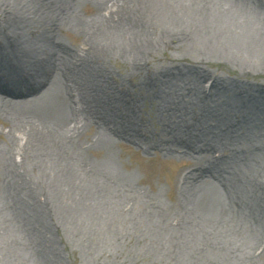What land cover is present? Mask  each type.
<instances>
[{"label":"bare ground","instance_id":"bare-ground-1","mask_svg":"<svg viewBox=\"0 0 264 264\" xmlns=\"http://www.w3.org/2000/svg\"><path fill=\"white\" fill-rule=\"evenodd\" d=\"M65 32L76 35L75 44ZM168 48L186 51L194 63L162 73H190L209 89L182 81L184 92L158 77L142 79L151 86L142 96L164 104L169 117L156 119L158 132H150L136 118L129 88L109 82L107 64L121 60L140 74ZM200 57L264 65V0H0V94L8 97L0 99V261L21 263L11 249L22 240L8 236L16 227L31 231L40 264H61L47 238L60 227L84 242L123 232L173 264H259L264 121L255 108L264 104V86L238 90L203 72ZM220 88L234 103L216 100ZM244 139L248 149L225 155ZM123 141L144 153L188 157L171 205L106 164Z\"/></svg>","mask_w":264,"mask_h":264},{"label":"rangeland","instance_id":"rangeland-1","mask_svg":"<svg viewBox=\"0 0 264 264\" xmlns=\"http://www.w3.org/2000/svg\"><path fill=\"white\" fill-rule=\"evenodd\" d=\"M81 14L88 16L90 14L88 7H81ZM66 40L75 44L77 39L73 33H66ZM163 53V54H162ZM201 70L203 72L215 73L231 83H234L238 90H244L248 85H262L264 86V65L257 63H232L222 58H209L200 57ZM151 68L143 69L140 74L131 69L128 65L121 60H110L107 66L113 71V86L124 84L129 88L132 96H134V103L136 104L135 112L136 118L141 119L147 124L150 132L152 128L155 132H158V126L153 124L154 121L165 118L167 116L166 106L157 100H151L150 98H144L142 94L146 93V90L150 88V85L140 83L142 79L151 81L154 77H158V80L165 85L173 88L176 86H182L184 92L188 91V87L182 84V81H189L190 86L193 88L205 89L208 91V83H203L206 79L197 80L190 74L184 73L177 79L173 78L171 74L162 73L164 70H168V67L178 63L182 65H190L194 63L193 57L189 56L184 50H171L168 48L163 52L157 54L156 57L150 61ZM203 84V85H202ZM175 85V86H174ZM149 86V87H148ZM214 92V91H213ZM253 94V92H251ZM255 96L257 94H254ZM253 97H249L251 99ZM0 99H8V97L0 94ZM262 102V97H254L252 103ZM216 100L220 103L230 101L234 103L233 97L230 92H224L221 88L219 94L216 96ZM125 103V102H124ZM251 103V104H252ZM126 104V103H125ZM256 114L264 121V104L258 105L255 108ZM262 114H261V113ZM205 117H210L216 114L212 112H203ZM157 119V120H156ZM152 124V125H151ZM151 125V126H150ZM6 124L0 120V135L5 134ZM262 133L264 134V124L261 126ZM2 136H0V145L2 144ZM252 144L247 139L240 142H233L229 146L230 150L225 151L231 153L234 148L248 149ZM215 149L211 151L213 153ZM210 153V155H211ZM95 159L100 157V154L91 152V156ZM222 152H215L214 156L222 155ZM221 158H225L226 156ZM92 156V158H93ZM190 160L187 156H184L182 152H175L173 156H165L160 151H151L144 153L136 145L123 141L116 147L110 159L106 160V164L112 166L114 169L129 173L131 179L138 187L145 189L146 191L153 193L158 192L161 200L171 205L177 195L176 175L177 171L181 168L188 166ZM185 171H188L186 168ZM2 171L0 170V196L2 194ZM36 197L38 198L37 194ZM27 216V215H26ZM24 216V217H26ZM72 230V229H70ZM60 229V227L54 229L51 233L47 234V238L50 235L53 238L54 251L58 255V259L61 264H173V260L169 261L162 258H156L154 254H150L143 244L142 240H136L135 237H128L123 232L119 239L110 240L106 238L103 242L94 239L92 242H84L81 239L74 236L73 231ZM2 234V232H0ZM8 236L14 239L22 240L21 248L14 245L12 247V253L19 262L16 264H40L42 254L39 252L41 247H37L33 240L31 231L26 229L18 231L16 227H11ZM108 242H105L107 240ZM50 247V241L46 246H43V251ZM260 250H257L253 254L258 256ZM0 264H12L7 261H0ZM43 264V263H42ZM259 264H264V253L259 258Z\"/></svg>","mask_w":264,"mask_h":264}]
</instances>
